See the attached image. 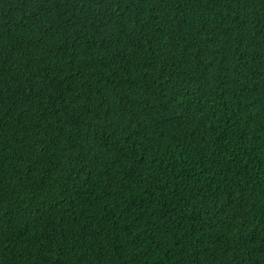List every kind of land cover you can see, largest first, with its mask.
Wrapping results in <instances>:
<instances>
[{"label":"trees","instance_id":"1","mask_svg":"<svg viewBox=\"0 0 264 264\" xmlns=\"http://www.w3.org/2000/svg\"><path fill=\"white\" fill-rule=\"evenodd\" d=\"M0 264H264V0H0Z\"/></svg>","mask_w":264,"mask_h":264}]
</instances>
